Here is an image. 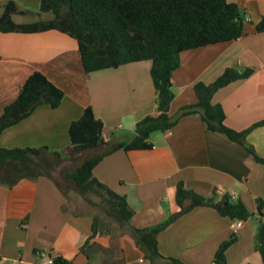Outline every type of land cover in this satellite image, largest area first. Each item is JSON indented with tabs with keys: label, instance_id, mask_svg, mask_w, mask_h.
Instances as JSON below:
<instances>
[{
	"label": "crops",
	"instance_id": "1",
	"mask_svg": "<svg viewBox=\"0 0 264 264\" xmlns=\"http://www.w3.org/2000/svg\"><path fill=\"white\" fill-rule=\"evenodd\" d=\"M7 1L0 0V12ZM12 1L22 9L39 11V0ZM228 1L241 12L243 34L180 52L172 74L169 115L198 101L195 83H212L226 68L241 72L250 68L246 78L217 89L211 99L224 110V123L241 131L264 120V31L255 28L264 17V0ZM28 16L14 14L13 20H35ZM34 16L52 17L51 13ZM150 66L143 60L86 74L76 41L64 33L0 32V113L34 71L44 73L63 91L58 107L40 105L0 135V147H47L35 164L0 163V264H49V255L56 254L74 264H149L127 232L104 234L102 219L91 244L79 250L91 233L94 213L75 204L69 194L72 184L64 174L94 151L74 159L62 151L70 144L69 123L87 105L102 120L105 141L131 138L135 124L155 112ZM149 141L151 149H117L93 168L100 182L125 195L133 210L131 225L161 224L173 210L174 189L180 181L206 197L213 191L227 193L251 212L234 231L236 240L225 252L227 264H263L255 235L259 220L264 222V163L243 145L207 129L197 112L181 116L168 130L151 133ZM246 141L264 157V124L251 129ZM74 160L78 164L68 168ZM231 222L211 207L196 206L157 234L158 250L185 264H212L216 249L233 232Z\"/></svg>",
	"mask_w": 264,
	"mask_h": 264
},
{
	"label": "trees",
	"instance_id": "2",
	"mask_svg": "<svg viewBox=\"0 0 264 264\" xmlns=\"http://www.w3.org/2000/svg\"><path fill=\"white\" fill-rule=\"evenodd\" d=\"M32 11L20 8L9 0L0 12V32L34 33L56 30L73 38L78 47L84 73L116 68L120 65L148 60L150 77L155 92V112L140 119L134 133L127 140L105 141L102 136L103 122L87 105L79 118L68 126L70 144L62 152L74 159L86 151L94 154L81 161L64 177L82 196L99 194L103 210L115 223L107 221L104 234H127L142 251L149 264H185L179 259L162 255L157 246V234L177 217L196 206L213 208L222 217L246 221L251 212L238 199L230 195H200L178 182L173 195V210L158 225L137 228L131 225L133 210L125 195L118 194L93 175V168L109 153L117 149H151V133L172 128L178 119L197 112L207 129L225 135L243 145L253 158L264 163V157L247 143L251 129L263 125L264 120L247 129L237 131L224 123L225 113L221 105L212 103L213 93L235 80L246 78L251 69L238 71L226 68L212 83L197 82L193 85L198 101L182 107L175 115H169L174 98L172 74L179 66V54L183 50L231 41L243 34V18L238 6L228 0H39L38 14L49 12L50 19H37L17 23L14 14L27 15ZM33 14V12H32ZM36 14V15H38ZM264 31V17L255 26ZM63 91L52 83L44 73L34 71L25 79L10 103L0 113V135L8 127L28 117L36 107L48 105L56 108L61 103ZM47 151L46 146L0 147V163L15 162L35 164V158ZM60 158L56 151L51 152ZM261 207V201H259ZM260 210V208H259ZM99 218L93 215L91 233L80 247L83 251L91 244L97 232ZM256 249L264 264V222L259 220L256 231ZM236 240L235 232L216 249L212 264H227L225 252ZM51 264H74L63 256L49 255Z\"/></svg>",
	"mask_w": 264,
	"mask_h": 264
},
{
	"label": "rangeland",
	"instance_id": "3",
	"mask_svg": "<svg viewBox=\"0 0 264 264\" xmlns=\"http://www.w3.org/2000/svg\"><path fill=\"white\" fill-rule=\"evenodd\" d=\"M32 12L30 14H27V15H29L28 17H34L35 20L39 19L38 16L37 17L34 16L35 14H38V11L33 12V14H32ZM46 13H49V12H46ZM40 158H43V156H40ZM41 161H43V163L46 162L43 159ZM78 162L79 161L74 160L72 162V164H70L71 165L70 167L68 165V168H74L78 164ZM35 170H37L36 167H35ZM72 188H73V191H70L69 194H72L75 204H77V203L81 204V207H83L84 209L89 208L90 211L91 212L93 211V213L95 215H97V217L99 219H102L103 221L105 220V224L107 221H111V222H113V224L115 223L114 219L107 216V214L104 212L103 204H102V198L100 197L99 194L90 192L86 196H82L78 193V191L73 186H72ZM75 207H77V205H75ZM81 207H80V209H82Z\"/></svg>",
	"mask_w": 264,
	"mask_h": 264
},
{
	"label": "built area",
	"instance_id": "4",
	"mask_svg": "<svg viewBox=\"0 0 264 264\" xmlns=\"http://www.w3.org/2000/svg\"><path fill=\"white\" fill-rule=\"evenodd\" d=\"M242 221L241 220H232V222L230 223V228L232 231H236L241 225H242ZM48 263L51 264V259H48Z\"/></svg>",
	"mask_w": 264,
	"mask_h": 264
}]
</instances>
